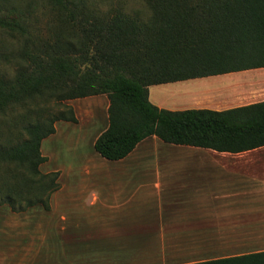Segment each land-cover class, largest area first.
<instances>
[{
    "label": "trees",
    "instance_id": "obj_1",
    "mask_svg": "<svg viewBox=\"0 0 264 264\" xmlns=\"http://www.w3.org/2000/svg\"><path fill=\"white\" fill-rule=\"evenodd\" d=\"M47 1L72 35L42 44L31 37L28 14L15 7L0 13V29L25 37L15 74L0 75V116L45 96L65 101L105 94L108 126L94 148L108 160L125 158L149 136L220 152L264 146V100L227 109L174 110L155 104L149 89L264 67V0H143L150 10L146 18L119 7L98 13L93 0ZM66 117L38 112L16 132L0 129V206L14 212L51 209L59 172L41 171L47 160L41 147L55 133L56 121ZM155 233L161 232L130 233L132 246L116 243L105 250L115 262L137 249L150 252ZM57 240L22 264H74L84 258L86 250L69 239ZM181 264H264V249Z\"/></svg>",
    "mask_w": 264,
    "mask_h": 264
},
{
    "label": "rangeland",
    "instance_id": "obj_2",
    "mask_svg": "<svg viewBox=\"0 0 264 264\" xmlns=\"http://www.w3.org/2000/svg\"><path fill=\"white\" fill-rule=\"evenodd\" d=\"M13 7L28 14L26 22L31 37L37 42L45 44L58 36L72 35L71 29L47 0H0V13ZM118 7L144 18L150 14L143 0L92 2L93 10L101 14ZM24 46V36L0 29V75L12 77L15 74L16 63L21 61L18 54ZM243 76L248 78L246 74ZM224 78L212 76L154 85L150 87L151 100L174 110L197 107L227 109L233 104H227L222 93L214 91ZM247 85H242L240 90L249 88ZM255 87L257 84L251 86ZM108 106L105 94L65 101L45 96L0 116V129L5 134L8 127L12 132L19 130L38 112L67 116L56 121L55 133L46 137L41 147L42 154L47 157L41 171L59 172L60 188L52 194L51 209L34 207L14 212L7 205L0 206V264L29 262L36 249L48 247L59 238L69 239L70 244H77L74 247L86 250L84 258H79L74 264H181L206 255L222 256L264 249V214L248 213L218 203L196 212L185 208L174 211L168 209L173 207L168 201L160 207L158 202L143 199L140 194L132 196L123 190L117 192V185L107 175L105 178L95 177L91 167L96 162L100 160L107 166L113 164L94 148L96 137L108 126ZM155 151L152 148L147 152L152 154L148 162L155 161ZM172 154L158 150L156 155L158 161H169ZM158 214L168 215L163 218L165 229L158 227V221H164L158 219ZM204 226L206 231L191 234V231ZM155 229L162 232L155 233L157 239L150 252L137 249L115 262L105 250L107 245L116 243L132 246L130 233L142 234L141 230L149 233ZM72 236L83 239L74 242ZM134 241L139 243L137 239ZM90 247L94 249L88 250Z\"/></svg>",
    "mask_w": 264,
    "mask_h": 264
},
{
    "label": "crops",
    "instance_id": "obj_3",
    "mask_svg": "<svg viewBox=\"0 0 264 264\" xmlns=\"http://www.w3.org/2000/svg\"><path fill=\"white\" fill-rule=\"evenodd\" d=\"M245 74L247 79H244ZM215 76H225L214 91H220L227 104L234 105L227 108L252 103L253 99L264 100V67ZM244 84L249 88L242 91L240 87ZM253 84H257V88H251ZM149 137L125 158L110 160L112 165L107 166L100 160L96 162L91 167L95 177L105 178L107 175L117 185V192L123 190L132 196L140 194L143 199L158 202L160 207L168 201L173 205L168 209L174 211L185 208L196 212L218 203L264 214V146L232 153L170 144L157 136ZM152 148L157 150L153 155L155 161L148 162L152 154L147 152ZM158 150L172 152L170 160L158 161ZM165 216L168 215L158 214V219L164 220ZM158 223V227L165 229V220ZM154 231L162 232L160 229Z\"/></svg>",
    "mask_w": 264,
    "mask_h": 264
}]
</instances>
